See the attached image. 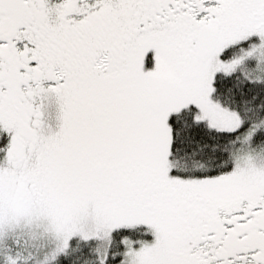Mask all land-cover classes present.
I'll use <instances>...</instances> for the list:
<instances>
[{"label": "snow or ice", "instance_id": "1", "mask_svg": "<svg viewBox=\"0 0 264 264\" xmlns=\"http://www.w3.org/2000/svg\"><path fill=\"white\" fill-rule=\"evenodd\" d=\"M0 264H264V0H0Z\"/></svg>", "mask_w": 264, "mask_h": 264}]
</instances>
